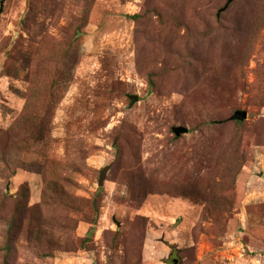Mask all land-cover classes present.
Wrapping results in <instances>:
<instances>
[{
	"label": "rangeland",
	"instance_id": "rangeland-1",
	"mask_svg": "<svg viewBox=\"0 0 264 264\" xmlns=\"http://www.w3.org/2000/svg\"><path fill=\"white\" fill-rule=\"evenodd\" d=\"M225 2L4 1L0 264H264V0Z\"/></svg>",
	"mask_w": 264,
	"mask_h": 264
},
{
	"label": "water",
	"instance_id": "water-1",
	"mask_svg": "<svg viewBox=\"0 0 264 264\" xmlns=\"http://www.w3.org/2000/svg\"><path fill=\"white\" fill-rule=\"evenodd\" d=\"M4 1L5 0H0V12L2 10ZM232 1L233 0H226L224 6L219 9L218 13H220L223 10H225L227 8V6L229 4H231ZM129 99H130V104H132L135 100H137V95H134V94L129 95ZM245 117H246V111L245 110H235L233 112V114L229 117V119L230 120H243V119H245ZM172 131H173V133L176 136H178L181 133H186L187 132V128L184 127V126L177 125V126L172 127Z\"/></svg>",
	"mask_w": 264,
	"mask_h": 264
}]
</instances>
